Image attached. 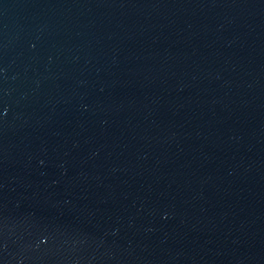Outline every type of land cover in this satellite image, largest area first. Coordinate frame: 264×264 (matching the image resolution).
Wrapping results in <instances>:
<instances>
[{"label": "water", "instance_id": "water-1", "mask_svg": "<svg viewBox=\"0 0 264 264\" xmlns=\"http://www.w3.org/2000/svg\"><path fill=\"white\" fill-rule=\"evenodd\" d=\"M0 264H264V0H0Z\"/></svg>", "mask_w": 264, "mask_h": 264}]
</instances>
